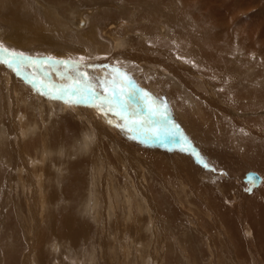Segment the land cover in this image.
<instances>
[{
  "label": "rangeland",
  "instance_id": "obj_1",
  "mask_svg": "<svg viewBox=\"0 0 264 264\" xmlns=\"http://www.w3.org/2000/svg\"><path fill=\"white\" fill-rule=\"evenodd\" d=\"M196 1L197 2H194L193 5L197 6L203 14H208V16H210L211 14L214 15V17L216 16L215 21L221 24L226 23L229 20L237 29H240L242 35L245 34L247 42L246 49H248V51H255L260 49L262 50L261 57H264V0ZM22 2L29 7L31 12L43 23L44 27H46L48 31H50V34L53 35L56 41H58L59 38H62L65 34L64 36H70L75 41H80L79 43H89V38L86 34H88L92 29V27L90 26L91 18L95 13H101V9L105 5H108L107 9L112 10L114 8L112 11L115 14H118L115 16L116 19L114 20V22H117L119 24L118 32L122 36L124 35L123 33L126 32L124 37L129 38V40L137 39L138 41H145L147 44L150 43L153 45L156 44V42L159 40L162 41L161 38L167 39V34H170L171 32V30L167 26L168 24L166 21L168 16L171 14V10H169L168 8H162L159 10L151 11L146 6V0H143V4H145V6L143 7H138L137 4H135L137 5V7H132L131 5H129L131 7H128L117 0H113V3L109 2L107 4H103V2L100 1L99 7H97L96 5L89 4L86 1L72 0L69 3L62 2L60 4H55L56 14H54V12H48L49 10H47V6L51 4H47V1L45 0H22ZM110 3L111 6L109 5ZM89 10L93 11V16L92 14H89ZM79 14L83 15L85 18L87 17L86 19L88 20H86L87 25L85 26L84 24V27H81L82 30H78V25L76 24V20ZM84 14L87 16H85ZM222 14H224L226 17H222ZM162 15L164 16L165 20L161 19ZM105 21L106 20H103L102 23ZM128 23L130 25H128ZM52 25L57 26L52 27ZM104 25L105 23L103 24V26ZM1 26L2 24L0 25V32L2 33V35H4V32L7 33V31L8 33H11L7 29V27L5 28ZM99 26L100 27L97 26L96 29L99 44L103 43L105 45H112L111 38L107 34H105L101 24H99ZM158 27L160 29L162 27H166L168 31L163 34L160 32ZM127 28L131 29L128 30ZM147 32L149 33V35H147ZM232 32L234 33V29H232ZM78 35L84 36V40L79 39ZM0 43L7 47L6 44L1 41V37ZM185 43L188 46V49L194 51L193 48H191L194 46L189 45V42L187 40ZM7 48L11 49L9 46ZM199 50V48H196L195 53H193V57H189L188 54H182L180 52L181 54L178 53L176 57H173V59L170 60L172 62L178 63L179 65L188 63L192 66L194 64L198 65L199 62V67L197 66V69L199 70L197 72L199 75L200 73H203L201 71V68L203 70L205 67H207L205 64L208 63L205 57L206 53L204 54ZM17 51H24L26 55H29L33 58L43 59L49 57L48 55H45V51L39 52L29 49H19ZM82 57L84 58V63H86L87 61L89 62V58H91L89 55L85 54H83ZM101 57L104 60L103 55ZM227 59L233 61L237 60L235 57H227ZM116 65H118V63ZM112 67L116 66L112 64ZM125 68H129L127 70L128 73H133L132 75L129 74L130 76L135 75L133 78H135L136 84L141 89L147 91L148 93L151 92L150 94L152 96H155L159 99V101L157 102L158 104H161V101L168 102L166 99L167 97L164 94L161 95L160 98V93L156 91L157 88H159V86L157 85L158 82L157 80H155L156 76L153 75V72H149L147 70L148 68L145 69L147 70V73H149L147 77L145 75L143 76L141 72L136 73L135 71H132L134 69H131L130 67ZM149 69L150 71H152L151 68ZM29 70L31 69H26L25 71L30 73ZM254 71H259V68L245 64L244 68L240 69V71H238L239 74L236 76L226 75L225 78L223 77L215 79L214 81L212 80L214 82V86L215 84L217 85L218 82L223 83L221 87L223 88V90L220 88L221 91H218L215 88V90H217L215 93L219 97H221L223 96L222 93H225L227 89H235V87L238 86L241 82L242 85L248 84L247 82L251 79L250 75L254 74ZM0 72V134L5 138L3 139V137L0 135V264H262L255 256V254L259 250L258 244L260 243L257 241L254 232H252V230L248 228V224L245 225L243 220L239 223L240 226L242 225L241 227H239V230L241 228L243 231L239 232V238H236L235 236L233 237L230 228L227 226L226 220L232 218V216L236 214L234 207L244 201L245 197L248 198L252 196L254 189L258 188L254 187L253 185H251V183L245 180L248 173L255 172L259 174V176L263 180L259 187L264 184V177L259 172L260 167L256 166L253 167V169L249 168L248 165L246 166V164L243 163L244 159L250 155L251 156L249 158H251L252 161L255 160V158L264 159V157L261 156L264 155V138L260 139L258 135H261V133H263V130L258 128V125H260L261 122L260 119H263L264 122L263 104L262 106H257L255 103L253 104L252 102H250L249 104L252 105L250 109L252 115L241 117L237 115L238 108L241 106V104L234 103V105H232V103H230V112L237 115L238 118L242 120V122H244L248 127L252 128V130L256 132L255 134L253 131V134L247 132V137L245 139L247 140V142L245 146H243L244 148L242 150V153H237L234 151L232 152L230 151V147H228L227 149L225 148L226 157L221 160L217 156L219 154V151L217 155H213L212 152H207L204 147H199L196 141L190 139L192 142V146L201 153L205 162L209 164V167L205 169L193 157L200 171V173L196 177L197 179L195 178L188 180L185 177H171L170 180H165L160 163L156 160H153L152 157L148 156V153L156 156L161 153L157 150L163 148L164 145H162L158 140L142 143L139 139H130V134L122 132L120 128L117 129L118 127L115 126L116 122H119V117H117L113 113H110V115L108 116H104L94 107L91 108L87 106H77V114L76 109L73 112H65V110L63 109L65 105L63 104L64 102L62 100H53L41 95L36 91V89L32 87L31 84H29L22 77H18L16 73L7 68L6 65H0ZM212 78L213 77H211V79ZM147 80L149 81V85L147 84ZM93 81H96V79ZM54 82L58 84H61L62 82L65 83V81H62L58 75L56 76V80ZM155 86L157 87L155 88ZM9 87H14L15 91H11ZM252 88H254L253 90H260L258 84L254 85ZM6 94L7 96L11 94L12 100L4 99V97L6 98ZM2 101L5 103H3ZM3 104H5V106ZM253 107L256 110L252 109ZM38 110H40V112ZM48 110L51 111L49 112ZM3 111L7 112L6 114L8 115H4L5 113L3 114ZM97 113L101 114L100 117ZM94 114H97V117ZM10 116L13 118L11 119ZM47 116H50L51 118L53 116L54 120L59 117L61 118L58 119V121L57 119L54 121ZM19 117H21V120L18 119ZM42 117L44 118V120L40 121L41 119H43ZM103 117H106L104 118L105 120L103 119ZM249 117L250 119L248 120ZM109 119L113 121V123L110 125L108 123ZM170 119L173 120L172 117ZM82 120H85L83 121L84 124L82 123ZM19 121L22 123H20ZM68 121L70 123H68ZM105 121L106 123H103ZM32 122H35L33 125H37V127L33 126L31 124ZM57 122L61 126L56 124ZM51 123L53 126L49 125ZM69 124L84 128L85 132L86 130H88L97 139L99 138V140H104L106 145H110L119 150L121 156H119V153L110 154L108 152L107 154L112 157L108 159L109 156H107V159L105 158L106 161H103L104 163H101V165L103 164V166H106L102 167L105 168L104 170H101V172L104 173L100 172V175H103L99 177L100 179H102L101 182H99L100 179L99 181H97V179L94 178V170L90 163V154L88 152L81 153L77 149L80 142V139H76L77 132H69L70 134H67V137L60 135V132L64 130L62 128ZM102 124H105V126H103ZM230 124L234 127L236 123L232 122ZM9 125H11L13 128ZM30 126L33 127V130ZM58 126L60 129L58 128ZM20 127H22L24 130H22ZM34 127L39 131L37 132ZM91 128L93 129V131H91ZM15 130H17L18 132H16ZM21 132H23V134H21ZM50 133L52 137L50 136ZM14 134H16V136ZM117 134L120 135V137ZM21 135H24L23 138L21 137ZM43 135L45 137H42ZM57 135H60V137H56ZM126 137L128 139L124 140ZM18 138H21V141ZM46 138V141L48 142L46 144V148L44 149V140ZM29 139L32 141H30ZM250 139H253V141H251ZM57 140L59 141L56 144ZM22 142H24L25 144ZM168 142L172 143L171 141ZM168 142H166V144ZM178 142L176 144H179ZM29 143H33L34 146L31 147L35 150L31 149V144ZM216 146L218 147V145ZM74 147H76V152L74 151ZM46 149L49 150V152H47ZM97 149L99 158H102L101 156H105L104 154L99 153L98 146ZM120 149H123L125 151H133L134 153H130L131 155H125L121 152ZM167 149L170 152V149ZM42 150L45 151L42 152ZM172 150H178V147L172 148L171 152ZM228 150L230 151V153ZM247 152H250L251 154H247ZM141 154L142 156H140ZM15 156L16 158H14ZM118 157H121V160ZM117 158L119 159V161ZM122 159H124V161H122ZM152 160L154 161V164ZM60 161L64 163H61ZM127 161L128 163L125 164V162ZM137 161L139 163H137ZM107 162L110 163L108 164ZM142 162L144 163V165ZM54 164L56 166H54ZM19 166H21V168ZM29 167H31L32 169ZM55 167H57L59 172ZM52 168H55L56 170H53ZM33 170L35 171L33 172ZM205 170L209 172H206ZM61 171L62 173H60ZM28 172L36 174V184L39 185H36L34 181L31 182V185L33 184V186H35V191L33 190L34 187L29 184L30 181L25 186H21L20 184H18V181L20 182L19 177L21 176V174L24 177L22 178L23 183L25 182L26 184L27 175L29 174ZM57 176L61 177L56 178ZM109 178L111 180H107ZM94 179L96 181H94ZM79 180L81 181L79 182ZM91 182L92 184H89ZM41 183L43 184L41 185ZM78 183L81 185L80 187L77 186L79 185ZM93 183L98 186H94ZM47 184L49 186H47ZM110 184L113 186H111ZM91 185L94 187H90ZM99 186L101 189H99ZM124 187L128 192L124 189ZM90 188H92V192L90 191ZM94 188L96 189V191L99 190L97 191L99 195H97V193L95 194ZM102 188H104L105 191ZM109 188H112V190H107ZM132 188L134 189L131 192ZM198 188L203 189L198 190ZM246 189L252 190L247 191ZM88 190L90 192H88ZM107 191H109L110 193ZM35 192H38L39 194L41 192L46 197H48V200L49 198L53 199L55 197V200L52 202H48L46 204V209H44L43 212L38 211L39 215L38 213H36V211L34 213L35 216H30L31 213L29 214L27 207L25 206L26 204L24 203L26 202L25 197L26 195L30 196V194L33 195ZM91 193L93 194L94 199H92V197L90 196L92 195ZM87 194L89 198L91 197L90 199L85 196ZM100 194H102V196H100ZM135 197L138 198V200ZM96 198H98L100 201L99 211L96 212L98 213V215H96V213H94L93 211H91L93 212V214L89 212L91 208L93 209V206L92 204L90 205V203H93L94 205V202L92 200H96ZM128 198L131 199V203L129 202ZM202 202L208 203L205 206ZM82 203H84V205H82ZM110 203L111 205L113 204V206L108 205ZM136 204H138V207H135ZM216 206L222 208V212H220V214L215 213L218 212ZM151 207L154 208V210ZM68 210H70V213L68 212ZM66 213L67 215H65ZM63 216L67 217L65 218V220L68 219L70 224H65V222L63 221ZM222 216L224 217L222 218ZM41 218H43V220H41ZM135 219L137 222L135 221ZM73 220H75V222L79 224L77 227L78 229L81 227L82 232L80 235L77 232L78 235L76 234V236H73V234L68 236L63 230H66L68 228L72 233L73 230L77 231L76 228H71ZM43 227L46 229V231ZM69 237H71L72 239H70ZM75 237L76 239H73ZM115 241L117 244L115 243ZM240 242L245 243V246H248V248H246L248 252L250 251L248 250L249 248L254 249L255 252L252 250L251 256L249 255V260H242V262L239 263L235 261L232 256L234 254H236L237 256L239 255V253L237 254V250H239V246L237 245H240ZM112 246L114 247V254L111 250ZM117 246L119 248H117ZM229 246L230 248H232L231 250ZM119 252L120 254H118ZM112 254L114 255V257Z\"/></svg>",
  "mask_w": 264,
  "mask_h": 264
},
{
  "label": "bare ground",
  "instance_id": "obj_2",
  "mask_svg": "<svg viewBox=\"0 0 264 264\" xmlns=\"http://www.w3.org/2000/svg\"><path fill=\"white\" fill-rule=\"evenodd\" d=\"M45 1H47V4H49V3L51 4V5L47 6V10H49L48 12H51V13L54 12V14H56V5L55 4H60L62 2L69 3L72 0H45ZM82 1H86L89 4L96 5L97 7H99V2L100 1L103 2V4H107L109 2H112L113 0H82ZM117 1L125 4L128 7H131V6L132 7H137V5H138V7L145 6V4H143V0H117ZM149 1L146 0V2L148 4V5L146 4V6L151 11L152 10H159V9H162V8H168L169 10H171V12H170L171 14L168 16L169 19L168 18L166 19L167 24H168L167 26L171 30L170 34H167L168 35L167 39H164V38L160 37L162 39V41L159 40V41L156 42V44H153V45L150 44V43L147 44L145 41H138L137 39H130L129 40V38L124 37L126 32L123 33L124 34L123 36L120 35V33L118 32L119 24L117 22H114V20L116 19L115 16L118 15V14H115L112 11L114 8L112 10L107 9L108 5H105V6L103 5L104 7L102 6L103 8L101 9L102 10L101 13L97 12V13L94 14L93 11H90L91 9L88 11L89 14H92V13L94 14V16L92 14L93 17L91 18V24L89 23L90 26L92 27V29L89 31L88 34H86L88 36V38H89V43H85V44L79 43L80 41L77 42L74 39H72L70 36H67V35L64 36L65 34L63 35L62 38H59V40L57 39L58 41H56L55 38L53 37V35L50 34V31H48V29L46 27H44L43 23L31 12L29 7L26 4H24L22 2V0H0V25L2 24L3 27H5V28L7 27V29L11 32V33H8V31H7V33L4 32V35H2V33L0 32L1 33V36H0L1 37V41H3V43H5L7 47L9 46L11 49H14L16 51L19 50V49H21V50L29 49V50H32V51H39V52L40 51H42V52L45 51V55H48L49 57H53V58L58 59V60H72V61H79L81 59V57L83 56V54H85V55H89L91 58H89V60H90L89 62L88 61L87 62L85 61L86 63L83 62L84 64H88V65H92V64H96V65H110L111 66L110 68H95V69H93V68H85V69H83L84 71H87L89 73V76L93 80H95L96 78H101V79L105 78L106 76H108L109 73H111V69L112 68H117V67L119 69H122L123 72L127 73L128 75L129 74L132 75L133 73L132 72L128 73L127 70L129 68H125V67H130L131 69H134L132 71H135L136 73H138V72L140 73L141 72L143 74V76L145 75L146 77L149 74V73H147V70L149 72H153V75L156 76L155 80H157V82H158L157 85L160 88V89L157 88V90L156 89L155 90L160 93L159 94L160 98H161V95H163V94L167 97L166 99H167L168 102H166V101L164 102V101L160 100L161 104H166L168 106V108L170 107L168 109L169 110V116H171L173 118V120L176 123L179 124L180 128L182 129L184 134L189 139H192V140L196 141L199 147H202V148L204 147L207 150V152L210 151V152L213 153V155H217L218 151H219V154L217 156L221 160H223L226 157V153H225L226 151L225 150L228 147H230V151H232V152L234 151V152H237V153H242V150L244 148L243 146H245V144L247 142V140H245L246 137H247V132L252 133L253 130H252V128L248 127L244 122H242V120H240L238 118V116L242 117V116L252 115V113L250 111L252 105L249 104L250 102H252L253 104L255 103L257 106H260V105L262 106V104L264 105V57H261L262 50L258 49V50H255V51H248V49H246L247 48V42H246L245 34L242 35V32H241L240 29H237L229 20H228V22L221 24V23H218V22L215 21L216 20L215 19L216 16L214 17V15H211V14H210V16H208V14H203L201 12V10L197 6L193 5L194 2H197L196 0H149ZM63 4H65V3H63ZM115 4H114V6H115ZM135 4H137V5H135ZM109 5L111 6V3ZM129 5H131V6H129ZM110 6H109V8H110ZM96 11H97V9H96ZM121 11H122V9H121ZM121 13H123V12H121ZM85 16H87V15H85ZM222 17H226V16L224 14H222ZM86 18L83 15L79 14V16H78V18L76 20V24L78 25L77 26L78 30H82L81 27L84 24H85V26L87 25V22H86L87 19ZM132 18H134V17H132ZM161 19L165 20L163 15L161 16ZM103 20H106V21L102 23ZM51 22H52V20H51ZM104 23H105V25L103 26ZM99 24H101V26L103 27V30H104L105 34H107L111 38V40H112L111 42L112 43L111 42L110 43L112 45H105L103 43L99 44V39H98V35H97V32H96L97 26L100 27ZM128 25H130V24L128 23ZM53 26L54 25H52V27ZM55 26H57V25H55ZM58 28H59V26H58ZM63 29H62V32H63ZM130 29H128V30H130ZM232 29H234V33L232 32ZM49 30H51V29H49ZM159 30L163 34H165V32L168 31L166 27H162L161 29L159 28ZM3 31H5V30H3ZM145 31H147V30H145ZM154 32H152V33H154ZM173 32H174V35H173ZM144 35H146V34H144ZM147 35H149V33ZM78 36H79V39L84 40V36H81V35H78ZM150 36H152V35H150ZM148 38H149V36H148ZM183 40L185 42L187 40L189 42L188 43L189 45L194 46V47H191V48H193L194 51L188 49V46L186 45V43ZM196 48L197 49L199 48L200 49L199 51H202L204 54L206 53L205 57H206V59L208 61V63L205 64L207 66V67H205L206 69L204 68L205 70L204 69L202 70V68H201V71L203 73H200L199 75H198V72H197V71H199L197 69V66L199 65V62H198V65L194 64L192 66V65H189L188 63H183V64L179 65L178 63L172 62L170 60V59H173V57H176L177 54L180 53V52L182 54H188L189 57H193V55H194L193 53H195ZM73 52H74V54H73ZM100 55L101 56L103 55L104 60H103V58ZM227 57H235L237 60H235V61L228 60ZM117 63H118V65H116ZM112 64L114 66H116V67H112ZM245 64L246 65H251V66H254V67H258L259 71H254V74L250 75L251 79L247 82L248 84L242 85V82H241L238 86L235 87V89H231V88L227 89V91H225V93H222L223 96L219 97L215 92L217 90L221 91L220 88L222 87L223 83L218 82L217 85L215 84V86H214L213 85V83H214L213 81L215 79H218V78H223V77L225 78L226 75H234V76L238 75L239 74L238 71H240V69L244 68ZM149 68H151L152 71H150ZM145 69H147V70H145ZM249 69H252V68H249ZM29 71L31 72V70H29ZM56 76H57L56 74H53V77H52L53 81L56 80ZM93 76H94V78H93ZM134 76H130V77L133 78ZM211 77H213V78L211 79ZM133 79L135 81V78H133ZM141 79H143V78H141ZM147 82H148L147 84L149 85V81L148 80H147ZM54 83H56V82H54ZM56 84H58V83H56ZM224 84H226V83H224ZM257 84H258V87L260 88V90H253L254 88H252V87L254 85H257ZM156 87L157 86H155V88ZM9 88L11 89V91H13V90L15 91L14 87H9ZM215 88L217 90H215ZM221 89L223 90V88H221ZM239 90H241V91H239ZM5 96H6V98L4 97V99H6V100L11 99L12 100L11 94L9 96H7V94H6ZM1 98H2V95H1ZM158 101H159V99H157V102ZM132 102L135 103V104H139L140 103L139 99H137L136 97H132ZM3 103H5V102H3ZM230 103H232V105H234V103H240L241 104V106L238 108V112H237L238 116L235 115V114H232L230 112V110H231V109L229 110ZM63 104L65 105L63 107L65 112H67V111L68 112L69 111L73 112L76 108L80 107V106L77 107V105L69 106L65 102ZM169 104H171V105H169ZM3 105L5 106V104H3ZM252 109H255V108L253 107ZM40 110H38V111L40 112ZM49 112H47V113H49ZM6 113L7 112L3 111L4 115H8ZM53 114H55V113H53ZM76 114H77V109H76ZM100 115L101 114H98L99 117H100ZM109 115H110V113H109ZM13 116H15V115H13ZM47 117L51 118L50 116H47ZM171 117H169V119ZM10 118L12 119L13 117L10 116ZM52 118H51V120H54L53 116H52ZM60 118L61 117L56 118L57 121ZM104 118H106V117H103V119ZM251 118H253V117H251ZM7 119H8V117H7ZM18 119L21 120V117H19ZM249 119H250V117L248 118V120ZM6 120H5V122H6ZM42 120H44V118L41 119L40 121H42ZM51 120H49V121H51ZM117 120H115V121H117ZM8 121H9V119H8ZM83 121H85V120H82V123L84 124ZM260 121L261 122H260V125H258V128L263 130V133L260 132L261 135L258 134V133L257 134L259 135V137L261 139V138H264V122H263V119H260ZM232 122L236 123L235 124L236 127L235 126L233 127L230 124ZM2 123H4V122H2ZM20 123H22V122H20ZM34 123L32 122L31 124L33 125ZM68 123H70V122L68 121ZM103 123H106V121L103 122ZM56 124H58V122ZM49 125L53 126L52 123L49 124ZM58 125L61 126L60 124H58ZM102 125L105 126V124H102ZM109 125H107V126H109ZM9 126L12 127L11 125H9ZM13 126H15V125H13ZM33 126L37 127V125H33ZM59 126H58V128H59ZM30 127H32V126H30ZM65 127L62 128L64 130H62L60 132V135L66 136L67 134H70L69 132H72V133H76L77 132L76 133V136H77L76 139H80V142L78 144L77 149L81 153L82 152L83 153H87L88 152L90 154L91 160L90 159L89 160H90V163H91V165L93 167V170H94V176H95L94 178L97 179V181H99V179H100L99 177H101V175H102V174L100 175V172H101V170L105 169V168H102V167H106V166H103V164L101 165V163L103 161H106V159H107L106 157L107 156H109L108 159L112 157V156L108 155L107 153L108 152L110 154L111 153L112 154L113 153H115V154L119 153V156H121L119 150H117V148L112 147L110 145L109 146L106 145L104 140L102 141V140H99V138L97 139L88 130H86V132H85L84 128H81V127H78V126H74L72 124H69V125H67ZM20 128L22 130H24L22 127H20ZM43 128H46V127H43ZM6 129H7V127H6ZM117 129H119V128H117ZM32 130H33V127H32ZM35 130H37V128H35ZM15 131L18 132L17 130H15ZM15 131H14V133H15ZM38 131L39 130H37V132ZM91 131H93L92 128H91ZM253 132H254V134L256 133L255 131H253ZM21 134H23V132H21ZM29 134H31V133H29ZM14 135L16 136V134H14ZM44 135L42 137H45ZM60 135H57L56 137H60ZM1 136L3 137V139H5L3 135H1ZM23 136L24 135H21L22 138H23ZM50 136L52 137L51 133H50ZM118 136L120 137V135H118ZM124 136H125V134H124ZM31 138H32V135H31ZM25 139H26V137H25ZM64 139H66V138H64ZM107 139H109V138H107ZM126 139H128V138L126 137L124 140H126ZM10 140H12V139H10ZM46 140H47V138L44 140V142H45L44 143L45 144L44 149L46 148V144L48 142ZM30 141H32V140H30ZM58 141L59 140H57L56 144L58 143ZM178 141L179 140H177V142ZM251 141H253V139ZM6 142H8V141H6ZM25 142H26V140H25ZM13 143H15V142H13ZM22 143H24V142H22ZM214 143L216 145H218V147L220 149L222 148L221 150L224 153ZM29 144H31V143H29ZM5 145H6V143H5ZM49 145H47V146H49ZM116 145H117V143H116ZM124 145H126V144H124ZM177 145L178 144L172 145V143L168 142L166 144V146H164L163 148L157 150V151L161 152L159 155L156 156V155H151V154L148 153V156L152 157L153 160H156L157 162L160 163L161 170H162L163 175H164L163 177L165 178V180H168V179L170 180L171 177H174V178L175 177H185L188 180L189 179H195L197 177V175L200 173V171H199V167L197 166L193 156H191L190 153L180 152L179 149L175 150V151L172 150V152H171V150L169 152V150L167 149V148H169V149L177 148L178 147ZM31 146H34L33 143L30 145V147ZM97 146L99 147V153L105 155V156H101L102 158H99V156H98ZM31 149L35 150L32 147H31ZM141 149H143V148H141ZM8 150H9V147H8ZM120 150L125 155L126 154L131 155L130 153H134L133 151H125L123 149H120ZM3 151H4V149H3ZM44 151L42 150V152H44ZM74 151L76 152V147H74ZM230 151H229V153H230ZM47 152H49V150H47ZM50 152H52V151H50ZM58 153H61V152H58ZM247 154H251V153L247 152ZM21 155H22V153H21ZM39 155H43V154H39ZM13 156H14V154H13ZM60 156H58V157H60ZM113 156H115V155H113ZM140 156H142V154ZM250 156L246 157L244 159L243 163L246 164V166L248 165L249 168H253V167H256V166L260 167L259 172L264 177V159L263 158L262 159H258V158L256 159L255 158V160L252 161L251 158H249ZM261 156L264 157V155H261ZM14 158H16V156ZM118 158L120 159L121 157H118ZM137 158H135V159H137ZM119 159H118V161H119ZM122 161H124V159H122ZM138 161H137V163H139ZM56 162H57V160H56ZM61 163H64V162H61ZM126 163H128V161L125 162V164ZM55 164H54V166L57 165V164L56 165ZM153 164H154V161H153ZM143 165H144V163H143ZM39 166H40V164H39ZM148 166H150V165H148ZM19 167L21 168V166H19ZM143 167H145V166H143ZM29 168H31V167H29ZM48 168H50V167H48ZM55 168L57 169V167H55ZM52 169H50V170H52ZM61 169H62V167H61ZM34 171L35 170H33V172ZM155 171H156V169H155ZM58 172H59V170H58ZM157 172H155V173H157ZM206 172H209V171H206ZM28 173L29 174L27 175L26 184H25V182L23 183V179L22 178H24V177H23L22 174L19 177L20 182L17 180L18 184H20L21 186H25V185H27V183L29 181H30L29 182L30 185H31L32 181H34L35 184H36V181H37L36 180L37 179L36 174H34L32 172H28ZM60 173H62V171ZM101 173H104V172H101ZM38 175H40V174H38ZM45 175H47V174H45ZM89 175H91V174H89ZM53 176H55V175H53ZM113 176H114V174H113ZM58 177L60 178L61 176H57L56 178H58ZM92 177H93V175H92ZM104 177H102V178H104ZM76 178H75V181H76ZM39 179H41V178H39ZM95 179H94V181H96ZM101 180L102 179H100L99 182H101ZM107 180H111V179L109 178ZM70 181H71V178H70ZM80 181L81 180H79V182ZM43 182H45V181H43ZM262 182H263V180L261 178V182L258 185H254V184L251 183V185H253L256 188L258 187V188L254 189L252 196H250L248 198L245 197L244 201H242L241 203L237 204L234 207V210H235L236 214H234V216H232V218L227 219L226 223H227V226L230 228L233 237L235 236L236 238H239V232L243 231L241 228L239 230V227L242 226V225L240 226L239 223L243 220L245 225L248 224V228L251 229L252 232H254V235L256 236L257 241L260 243V244H258L259 245L258 246L259 250L255 254V256L260 261V263L264 264V184L261 187H259V185ZM42 184L43 183H41V185ZM89 184H92V182L89 183ZM15 185H16V183H15ZM36 185H39V184H36ZM93 185L94 186H98V185H95V183H93ZM31 186L34 187L33 190L35 191L36 190L35 186H33V184ZM47 186H49V185L47 184ZM77 186L80 187L81 185L79 184ZM94 186L91 185L90 187H94ZM100 186H99V189H101ZM111 186H113V185H111ZM126 186H127V184H126ZM125 187H124V189H125ZM112 188H109L107 190H110V189L112 190ZM178 188H179V186H178ZM180 188H182V187H180ZM17 189H20V188H17ZM90 189L89 190L92 192V188H90ZM102 189L105 191L104 188H102ZM133 189L134 188L131 189V192H132ZM199 189H203V188H198V190ZM39 190H40V188H39ZM89 190H88V192H90ZM30 191H32V190H30ZM97 191H99V190H97ZM97 191L95 189V191H94L95 194L97 193ZM129 191H130V189H129ZM107 192H109V191H107ZM118 192H120V191H118ZM118 192H116V193H118ZM47 195H48V193H47ZM97 195H99V194L97 193ZM22 196H23V194H22ZM85 196L88 197V194L85 195ZM90 196L92 197V199H94L93 198V194L90 195ZM100 196H102V194H100ZM107 196H110V195H107ZM97 197H99V196H97ZM25 198H26L25 199L26 202H24V203L26 204L25 206L27 207V210H28L29 214L31 213L30 216L34 215V213L36 211H37L36 213H38V215H39L40 211L43 212V210L46 209V204L48 202H52V201L55 200L54 199L55 197L53 199L49 198V200H48V197H46L41 192H40V194L38 192H35L33 195H31V194H30V196L26 195ZM90 198L88 197V199H90ZM111 198H112V196H111ZM97 199L98 198H96V200H92L94 202V205H93V203H90V205L92 204L93 209L91 208L92 209L91 210L90 207H89V209H90L89 212L93 211L94 213H96V212L99 211V204H100L99 202L100 201H99V199L98 200ZM136 199L138 200V198H136ZM101 200H102V197H101ZM111 200H110V202H111ZM128 200L130 202L131 199L128 198ZM202 203L206 206L208 202L207 203L206 202H202ZM82 205H84V203H82ZM108 205H111V203L108 204ZM111 206H113V204ZM114 206H118V205H114ZM135 207H138V204H136ZM124 208H125V205H124ZM216 208H217L218 212H215V213L220 214V212H222L221 211L222 208L219 207V206H216ZM152 209L154 210V208H152ZM124 210H126V209H124ZM69 211L70 210H68V212ZM93 212H91V213L93 214ZM112 214H114V213H112ZM65 215H67V213ZM96 215H98V213H96ZM223 217L224 216H222V218ZM65 218H67V217L63 216V221L65 222V224L66 225L70 224L68 219L65 220ZM41 220H43V218H41ZM135 221H136V219H135ZM222 222H224V221H222ZM78 225L79 224L76 223L75 220H73L71 228H76L77 231L73 230V233H72L68 228L66 230H63V231L68 236H70L71 234H73V236H76L77 232L80 235L82 230H81V227L78 229V227H77ZM56 227H57V225H56ZM37 231H39V230H37ZM45 231H46V229H45ZM32 236H34V235H32ZM122 236H124V235H122ZM69 238L72 239L71 237H69ZM73 239H76V237L73 238ZM39 241H40V239H39ZM116 241H115V243H116ZM113 244H114V242H113ZM245 245H246L245 243H241L240 242V245H237V246H239L238 247L239 250H237V254L239 253V255L237 256L236 254H234V255L232 254L233 255L232 257L234 258V260L239 262V263L242 262V260L243 261L249 260V255L251 256L252 250L255 252V250L251 249V248L248 249V250H250L248 252L247 249H246V248H248V246H245ZM62 246H63V244H62ZM111 248H112L111 249L112 253L114 254V252H113L114 247L112 246ZM117 248H119V247L117 246ZM120 248H121V246H120ZM229 248H230V246H229ZM231 249L232 248H230V250ZM120 252H122V251H120ZM120 252L118 254H120ZM125 252H126V250H125ZM115 253H116V250H115ZM113 257H114V255H113ZM126 260H127V258H126Z\"/></svg>",
  "mask_w": 264,
  "mask_h": 264
},
{
  "label": "snow or ice",
  "instance_id": "obj_3",
  "mask_svg": "<svg viewBox=\"0 0 264 264\" xmlns=\"http://www.w3.org/2000/svg\"><path fill=\"white\" fill-rule=\"evenodd\" d=\"M83 60V57L80 61L58 60L53 57L33 58L0 43V64L6 65L18 77L26 80L41 95L62 100L69 106L94 107L105 116L113 113L119 117L115 126L130 134L131 139H139L142 143L158 140L166 146L168 141L176 145L179 140L180 152L190 153L205 169L209 167L179 124L169 119L166 104H158V98L141 89L133 78L119 68H112L108 76L96 78L94 82L83 69L111 66L88 65ZM26 69H31V72L25 71ZM53 74L58 75L65 83H54ZM132 97L139 99L140 103H133ZM108 123L112 124L113 121L109 119Z\"/></svg>",
  "mask_w": 264,
  "mask_h": 264
},
{
  "label": "water",
  "instance_id": "obj_4",
  "mask_svg": "<svg viewBox=\"0 0 264 264\" xmlns=\"http://www.w3.org/2000/svg\"><path fill=\"white\" fill-rule=\"evenodd\" d=\"M250 178H251V180H250ZM245 180L249 183L254 184V185H258L261 182V177L255 172H250L246 175Z\"/></svg>",
  "mask_w": 264,
  "mask_h": 264
}]
</instances>
